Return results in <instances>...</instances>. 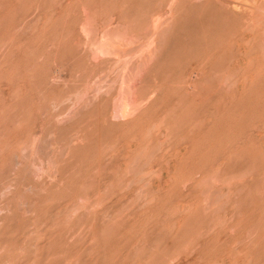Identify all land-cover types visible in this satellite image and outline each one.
Wrapping results in <instances>:
<instances>
[{"label": "rangeland", "instance_id": "1", "mask_svg": "<svg viewBox=\"0 0 264 264\" xmlns=\"http://www.w3.org/2000/svg\"><path fill=\"white\" fill-rule=\"evenodd\" d=\"M246 2L0 0V264H264Z\"/></svg>", "mask_w": 264, "mask_h": 264}, {"label": "bare ground", "instance_id": "2", "mask_svg": "<svg viewBox=\"0 0 264 264\" xmlns=\"http://www.w3.org/2000/svg\"><path fill=\"white\" fill-rule=\"evenodd\" d=\"M214 1H223V5H226V6H228L229 7V2H232V6L234 5L236 8H237V10H239V5H241V4H243L244 2H248V4H249V2L251 1H264V0H214ZM246 2V3H247ZM254 2V3H255ZM253 3V2H252ZM251 3V4H252ZM243 5H245V4H243ZM253 5V4H252ZM248 6V5H247ZM250 7H248V8H252L251 7V5H249ZM223 7V6H222ZM254 7V6H253ZM225 8V7H224ZM234 8V7H233ZM255 8V7H254ZM235 9V8H234ZM236 10V9H235ZM255 10H256V8H255ZM259 10V9H258ZM230 11V10H229ZM241 11H243V10H241ZM240 11V12H241ZM251 11V10H250ZM248 12V11H247ZM247 12H245V13H247ZM253 12H254V10H253ZM239 14V13H238ZM248 14V13H247ZM250 14V13H249ZM248 14V16H250ZM242 15H244V14H242ZM252 15H253V13H252ZM237 16H239V15H237ZM246 17H247V15H245ZM240 17H242L241 15H240ZM240 17H239V19H240ZM258 18V17H257ZM244 19V18H243ZM247 19V18H246ZM253 19V18H252ZM252 19H251V21H252ZM255 19V18H254ZM258 19H260V18H258ZM236 20V19H235ZM245 20V19H244ZM248 21H249V19H247ZM246 20V21H247ZM255 21V20H254ZM258 22H259V20H257ZM264 22V19L262 18V20H260V23L261 22ZM239 22V21H238ZM245 22V21H244ZM247 24H248V22H246ZM249 23H251L250 21H249ZM253 23H255V22H253ZM252 23V24H253ZM242 24H244V23H242ZM246 24V25H247ZM259 24V23H258ZM257 24V22H256V25H258ZM262 24V23H261ZM249 25V24H248ZM255 25V26H256ZM263 25V24H262ZM243 26V25H242ZM254 26V25H253ZM238 27H241V25L240 26H238ZM237 27V28H238ZM244 27V26H243ZM249 27V26H248ZM252 27V26H251ZM250 27V28H251ZM258 27V26H257ZM257 27H254V28H257ZM242 28V27H241ZM254 28H252V30L250 31V32H248V35L252 38V37H254V36H256V30H253ZM237 30V29H236ZM260 32V31H259ZM246 34V32L243 30V29H241L239 32H238V35H237V38L234 40V42H233V44H231L233 47H236V48H250V47H255V46H257L256 44H253V42H251V40H250V42H245L244 40H243V37H241V38H239L240 36H243V35H245ZM258 36V35H257ZM225 45V44H224ZM224 45H223V47H224ZM126 108H124L123 110H122V114H125L126 113V110H125ZM155 170V169H154ZM156 172V171H155Z\"/></svg>", "mask_w": 264, "mask_h": 264}]
</instances>
